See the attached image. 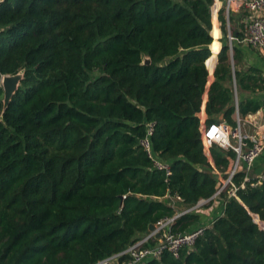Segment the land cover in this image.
Segmentation results:
<instances>
[{
	"label": "trees",
	"instance_id": "16d2710c",
	"mask_svg": "<svg viewBox=\"0 0 264 264\" xmlns=\"http://www.w3.org/2000/svg\"><path fill=\"white\" fill-rule=\"evenodd\" d=\"M213 3L0 2V78L23 72L3 112L0 86V264H95L141 241L149 225L175 217V197L186 210L213 203L221 186L214 170L226 181L237 154L212 146L214 168L204 154L198 114L208 71L219 53L208 125L222 116L236 128L233 79L239 90L264 84L236 69L239 51L229 46L224 10L220 50V4ZM240 30L230 28L237 41ZM237 108L242 117L261 104L246 99ZM148 124L151 152L169 174L141 145ZM231 184L234 196L228 184L215 197L221 214L191 249L143 264H264V230L254 221L264 223V181L238 168ZM198 220L186 212L170 231L191 232ZM128 259L123 254L119 262Z\"/></svg>",
	"mask_w": 264,
	"mask_h": 264
},
{
	"label": "built area",
	"instance_id": "2783aa9c",
	"mask_svg": "<svg viewBox=\"0 0 264 264\" xmlns=\"http://www.w3.org/2000/svg\"><path fill=\"white\" fill-rule=\"evenodd\" d=\"M2 0H0L1 2ZM224 17L226 19V26L228 28V40L229 45L232 41H237L232 37L229 31V15L230 13H242L243 21L242 27L244 31V38L239 42L257 49L258 51H264V0H224L222 5ZM231 48V46H230ZM230 127L226 122L213 123L201 131V141L204 147L210 148L213 145L218 146L221 149H232L237 154V159L233 169L224 183L225 185L231 184V177L238 168L245 170L248 174L253 166L255 159H257L264 150V131L258 136H248L241 133V130L236 127L230 131ZM152 134V124H148V130L145 139L141 142L144 151L149 158L153 161L155 168L165 170L169 174V166L159 161V159L153 155L150 147V136ZM232 139V143L230 141ZM237 139V142H235ZM247 181V177L244 179ZM264 181V173L257 178V183ZM233 189L229 191L231 196H234L236 188L232 185ZM222 190L219 189L215 196ZM174 200L181 201L179 197H175ZM172 204H174L172 202ZM185 211L182 214L186 213ZM177 215L170 219L159 221L156 226V231L148 234L146 239H142L138 243L129 247L124 253L113 255L98 261L95 264H143L149 259H159L163 252L168 251L174 257H177L179 251L183 248L191 249L195 241L203 234V231L207 226L198 227L191 232L185 233H172L170 226L172 225ZM159 234L156 237V234ZM155 238L157 242L154 246L146 248L142 247L148 239ZM123 254H128L129 259L123 262H119V257Z\"/></svg>",
	"mask_w": 264,
	"mask_h": 264
},
{
	"label": "crops",
	"instance_id": "0c3cea01",
	"mask_svg": "<svg viewBox=\"0 0 264 264\" xmlns=\"http://www.w3.org/2000/svg\"><path fill=\"white\" fill-rule=\"evenodd\" d=\"M214 2L215 3L219 2V0H214ZM221 2L222 3H220V5L222 7V5H224V1H221ZM232 14L235 15L233 18V22H232L233 27L231 28L229 24V28L233 29L235 33H238L239 31H241L240 26L242 25V21H243V14L241 12L232 13ZM216 19L218 18L216 17ZM220 40H221V34H220V38L218 39V41ZM219 43H220V50H221L222 43L221 41ZM233 44L235 45L236 49H238L239 51V58H238L239 61L237 62L236 69L241 73H249V74L252 73L256 75V77L264 80V51H258L257 49H254L246 45L245 43H242L239 41H234L229 46L232 47ZM218 54H217L216 63L213 67L212 72L209 73L208 71V77L210 76L211 80L209 83L206 84V89L202 96L201 110L198 114V117L200 119V130L201 131L203 130V128L208 126V124L206 123L207 116L205 114V104L207 102L208 88L214 80L213 71L218 62ZM230 54L232 55V50ZM256 85L261 87V89L256 88L255 92H252L250 90H239L237 89L235 80L233 79V93H234V98H235L234 103H235V110H236L234 114V120L236 122V127L239 126L240 130H242V133L248 136H258L262 134L264 131V84L258 81ZM246 99H252V100L259 102L261 104V108L253 114H247L245 116L240 117L238 113L237 105L239 102L244 101ZM221 117L215 123L225 122L222 120ZM213 146H216V145H213ZM211 148L212 146L210 148L203 146V151H204L205 156L208 159L209 164L213 167L212 158L210 156ZM214 171H215V174L218 175V178H221L220 173H218L216 170ZM263 173H264V150L262 154L257 159H255L253 166H252V170H250V172L248 173V176L257 179ZM220 181H221L220 183H222V180ZM222 186L224 187V182L222 183ZM213 197H214L213 199H216V201H218L219 206L214 205L215 200H213V203L211 205H209V203L208 205H204V204H207L209 200H207L206 202H204V200H201L198 202L197 206H194L188 210H186L181 204H179L181 201H177L173 199L172 202L174 204L172 206H174V208L176 209L175 216L181 215V213L185 211H188V212L193 211L199 215V220L197 224H195L194 228L207 226L216 217H218L222 211L221 201L219 200V198H215L216 196H213Z\"/></svg>",
	"mask_w": 264,
	"mask_h": 264
},
{
	"label": "water",
	"instance_id": "95a60500",
	"mask_svg": "<svg viewBox=\"0 0 264 264\" xmlns=\"http://www.w3.org/2000/svg\"><path fill=\"white\" fill-rule=\"evenodd\" d=\"M211 35V33H210ZM143 64H150V60L148 58H145L143 60ZM208 70V69H207ZM23 79V72H19L15 75H6V76H2L1 79V88L3 89V106H2V112L7 108L8 104L10 103L13 95L16 93L17 89L20 86V83ZM232 130V127H230V131ZM215 196V195H214ZM123 197H121V201H122ZM197 206V205H196ZM120 208H122V203L120 204ZM156 231V226L155 225H149L148 226V233H153ZM156 237L159 236V234L157 233L155 235ZM148 237L145 236L143 239H146Z\"/></svg>",
	"mask_w": 264,
	"mask_h": 264
},
{
	"label": "rangeland",
	"instance_id": "374dc122",
	"mask_svg": "<svg viewBox=\"0 0 264 264\" xmlns=\"http://www.w3.org/2000/svg\"><path fill=\"white\" fill-rule=\"evenodd\" d=\"M221 1H222V0H219V4L222 3ZM214 4H215V2L213 3V5H214ZM213 5L211 6V17H212V8H213ZM221 10H223V9H222L221 5H219L218 10L216 11V17H217V18L219 17V13L221 12ZM217 20H218V19H217ZM232 22H233V21H232ZM232 22L230 23V24H231V28L233 27V23H232ZM218 25H219V30H220V34H221V40H222V38H223V35H222V34H223V33H222V30H221V24H220L219 20H218ZM229 29H230V28H229ZM226 31H227V34H228V28H227V26H226ZM217 32H218V30H217ZM210 33H211V32H210ZM220 34H219V35H220ZM221 40H220V41H221ZM220 41H219V42H220ZM216 43H217V42H216ZM215 47H219V45H215ZM1 79H2V77L0 78V84H1ZM210 80H211V78H210V76H209V77H208V81H207V83H209ZM234 101H235V98H234ZM234 129H235V128H234ZM234 129H233V130H234ZM241 133H242V130H241ZM242 134H243V133H242ZM230 141H231V144H233L231 138H230ZM235 142H237V139H235ZM232 169H233V168H232ZM232 169H231V170H232ZM251 170H252V168H251ZM220 180H222V183H223V182L225 183V180H224L222 177L220 178ZM220 182H221V181H220ZM222 183L220 184L221 186H222ZM221 186H220V188H223V189L227 187L226 185H225V187H223V186L221 187ZM223 189H222V190H223ZM222 190H221V191H222ZM221 191H220V192H221ZM218 195H219V194H218ZM216 196H217V195H216ZM214 200H215V201H214V205L219 206L218 201H216V199H214ZM206 201H207V200H204V202H206ZM204 205H208V202H207V204H204ZM254 221L259 225V227H260L261 229L264 230V223H261L260 221H257L255 217H254Z\"/></svg>",
	"mask_w": 264,
	"mask_h": 264
}]
</instances>
